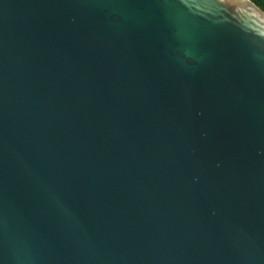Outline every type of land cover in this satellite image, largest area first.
<instances>
[{
    "label": "water",
    "instance_id": "obj_1",
    "mask_svg": "<svg viewBox=\"0 0 264 264\" xmlns=\"http://www.w3.org/2000/svg\"><path fill=\"white\" fill-rule=\"evenodd\" d=\"M0 264H264V10L0 0Z\"/></svg>",
    "mask_w": 264,
    "mask_h": 264
},
{
    "label": "trees",
    "instance_id": "obj_2",
    "mask_svg": "<svg viewBox=\"0 0 264 264\" xmlns=\"http://www.w3.org/2000/svg\"><path fill=\"white\" fill-rule=\"evenodd\" d=\"M254 2L257 6H259L262 10H264V0H251Z\"/></svg>",
    "mask_w": 264,
    "mask_h": 264
}]
</instances>
